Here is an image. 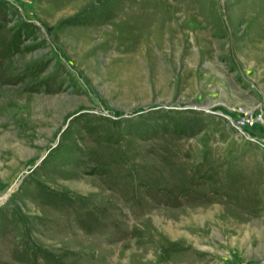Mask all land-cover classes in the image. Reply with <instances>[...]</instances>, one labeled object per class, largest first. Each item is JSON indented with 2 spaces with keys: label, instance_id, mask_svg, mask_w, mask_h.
<instances>
[{
  "label": "rangeland",
  "instance_id": "1",
  "mask_svg": "<svg viewBox=\"0 0 264 264\" xmlns=\"http://www.w3.org/2000/svg\"><path fill=\"white\" fill-rule=\"evenodd\" d=\"M0 201V264H264V0H0Z\"/></svg>",
  "mask_w": 264,
  "mask_h": 264
},
{
  "label": "trees",
  "instance_id": "2",
  "mask_svg": "<svg viewBox=\"0 0 264 264\" xmlns=\"http://www.w3.org/2000/svg\"><path fill=\"white\" fill-rule=\"evenodd\" d=\"M186 122H187V125L184 128L188 130L187 135H195L201 131L202 119L199 116L193 115V118L188 119Z\"/></svg>",
  "mask_w": 264,
  "mask_h": 264
},
{
  "label": "water",
  "instance_id": "3",
  "mask_svg": "<svg viewBox=\"0 0 264 264\" xmlns=\"http://www.w3.org/2000/svg\"><path fill=\"white\" fill-rule=\"evenodd\" d=\"M63 132V131H62ZM62 135V133H60V136ZM59 136V137H60ZM38 167V164L36 163V165L34 166V168H33V170H32V172L36 169Z\"/></svg>",
  "mask_w": 264,
  "mask_h": 264
},
{
  "label": "bare ground",
  "instance_id": "4",
  "mask_svg": "<svg viewBox=\"0 0 264 264\" xmlns=\"http://www.w3.org/2000/svg\"><path fill=\"white\" fill-rule=\"evenodd\" d=\"M1 202V201H0Z\"/></svg>",
  "mask_w": 264,
  "mask_h": 264
}]
</instances>
